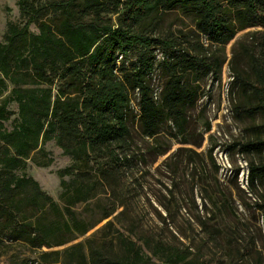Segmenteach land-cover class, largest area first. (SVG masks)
I'll list each match as a JSON object with an SVG mask.
<instances>
[{
    "label": "trees",
    "instance_id": "obj_1",
    "mask_svg": "<svg viewBox=\"0 0 264 264\" xmlns=\"http://www.w3.org/2000/svg\"><path fill=\"white\" fill-rule=\"evenodd\" d=\"M16 5L23 23H8L0 41V243L38 252L21 264H203L189 247L148 237L139 245L118 231L96 247L69 244L104 221L99 232L112 228L109 219L124 214L117 211L123 207L121 175L134 154L132 123L136 120L142 135L153 139L165 118L178 126L191 101L178 73L201 69L202 60L179 57L156 65L157 49L175 47L160 36L162 17L187 11L206 40L225 46L236 33L233 19L240 29L264 27V0H17ZM32 25L37 33L30 31ZM157 68L167 71L168 79L155 98L149 80ZM204 68L210 71V65ZM254 72L257 104L240 113L259 115L264 135V71L255 66ZM243 82L236 74L234 83ZM135 92L137 114L131 108ZM10 104L16 114L8 110ZM50 142L71 159L56 173L59 203L25 174L28 161L36 168L51 166L44 150ZM241 150L264 152V137ZM257 181H264V163L249 164V192ZM107 193L110 199L95 223L80 218L79 205L91 207ZM223 228L205 233L217 242L221 234L227 236L228 227ZM54 248L63 249L43 251ZM245 250L252 256V249Z\"/></svg>",
    "mask_w": 264,
    "mask_h": 264
},
{
    "label": "rangeland",
    "instance_id": "obj_2",
    "mask_svg": "<svg viewBox=\"0 0 264 264\" xmlns=\"http://www.w3.org/2000/svg\"><path fill=\"white\" fill-rule=\"evenodd\" d=\"M16 3L17 0H0V41L8 23H23ZM233 24L235 36L222 46L206 40L187 11L176 9L162 17L160 36L173 40L175 47L157 49L156 65L179 57L202 60L201 69L178 73L191 93V101L179 125L165 118L153 139L142 135L136 120L132 123L134 154L121 175L123 207L117 211L124 214L109 219L112 228L99 232L104 221L69 245L96 247L103 239H114V231H118L139 245L141 239L148 237L189 247L203 264H254L256 258L264 264V181L254 182L252 192L247 189L249 164L264 163V152L241 150L243 144L264 137L260 130L262 119L240 113L257 104L253 94L257 86L254 70L258 66L264 71V27L240 29L234 19ZM30 31L37 33L33 25ZM206 64L210 71L204 68ZM236 74L244 80L242 85L234 83ZM167 79V71L157 68L149 80L155 98ZM131 98V108L137 114V92ZM8 110L16 114L17 107L10 104ZM16 117L13 115L4 126L10 129ZM44 150L52 158L51 166L36 168L28 161L25 174L59 203L56 173L69 166L71 159L63 156L53 142L45 144ZM163 150L164 155H156ZM108 194H99L91 207L79 205L76 212L80 218L95 223L101 216V207L110 199ZM210 198L217 202L216 206ZM223 225L228 227L227 236L221 234L217 242L208 238L206 230L215 226L224 229ZM224 244H229V248H222ZM246 247L252 249V256L245 253ZM37 253L3 240L0 264L32 261Z\"/></svg>",
    "mask_w": 264,
    "mask_h": 264
}]
</instances>
